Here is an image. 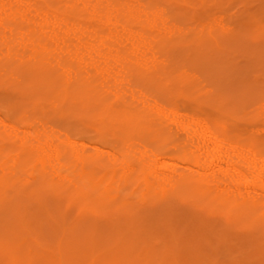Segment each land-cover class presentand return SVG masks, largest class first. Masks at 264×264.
<instances>
[{
	"label": "bare ground",
	"instance_id": "bare-ground-1",
	"mask_svg": "<svg viewBox=\"0 0 264 264\" xmlns=\"http://www.w3.org/2000/svg\"><path fill=\"white\" fill-rule=\"evenodd\" d=\"M164 6L0 0V86L22 91L0 95V264H264V146L166 97L165 80L178 91L195 75L182 50L209 35L166 31L185 14ZM241 37L264 65V31ZM215 44L210 54L222 50ZM198 54L205 72L208 55ZM219 61L231 84L246 85L232 97H245L243 72ZM31 100L57 115L37 114ZM92 110L127 136L76 123Z\"/></svg>",
	"mask_w": 264,
	"mask_h": 264
},
{
	"label": "rangeland",
	"instance_id": "rangeland-1",
	"mask_svg": "<svg viewBox=\"0 0 264 264\" xmlns=\"http://www.w3.org/2000/svg\"><path fill=\"white\" fill-rule=\"evenodd\" d=\"M151 2L153 5H156L157 7H159V5L161 6V3L164 4L165 8L163 9V7H160L161 10L162 9L165 10L166 8L169 10L171 8V6L169 7V5L171 4L172 8L174 9L175 12H178L180 10L181 13L178 12V14H185V15L179 16V17L182 16V18H181L182 20L179 19L180 23L178 24V22H179V20L177 19L178 16L175 17L176 14L174 13L175 16L172 15V17L173 18L175 17V22L173 24V21H174L173 18H172V23H171V20H169L170 23L167 22L169 24L166 25V26H168L166 29L169 28V30L165 29L166 31H170L173 29L172 30V31H174L173 34L177 33V36L181 34L180 35L181 38H184V37H182V34H184V32H187V30H189V29H190L189 32H191L192 28H193V31L199 30L198 33H197V31L194 32L196 35H199L200 33H202L203 30L205 31V33L207 32V34L209 35V36L203 35L204 38L209 37L207 41L202 37H201L202 38L201 41H199V39H194L195 37L193 39L189 40L187 49L186 50L183 49L182 50L183 52H181L182 57L187 58L190 61H192L193 63H195L192 65L193 70L196 69L195 75L193 74L194 71L190 72V70H189V73L190 74L192 73L193 78L190 77L188 75V73H187V75L189 76L188 78H190L191 81L194 79L195 86L196 85L198 86L197 90L200 91V87H201V91L198 93L196 90H194L195 87L194 88L192 87V89H191V86H194L193 82H191L188 78L185 79L184 78L185 76L182 77V75L185 74L182 71L190 69L189 67L188 68L186 67L185 69L183 68L179 74L180 78L182 77L180 80L181 84H178L179 87L176 86L177 85V81H176V84L174 86V87H177L178 91H176L175 89H172L173 84H174V82L172 84V81H174V79H172V81L169 78L167 80H165V82H164L165 86L166 87L168 86L167 87V94L164 91L166 94V97L169 100H171L172 102H175L176 104L178 103L179 105L185 106L188 109H192V110L195 109V110H199V111L202 110V112H206V114L210 115L211 117L213 116L212 119H215V120L217 119L218 122L221 121L223 126L225 127V129L228 130L231 134L233 133V135H236L240 138L242 137L241 139H244L247 141L254 142V140H255L258 142V144L260 142L261 146H264V144H262V143H264V65H262L260 63L255 65V63L253 62L255 60H253V58H252L253 56L250 57L249 52H247V50L242 49L244 46L245 47L248 46L245 43V42L248 43V41L246 39H244L243 37H241L243 35V33H253L254 32L255 34H257V33H260V31H264V0H208V1L207 0H186V1L185 0H151ZM203 3H204V5H203ZM210 6L214 7L213 8L214 11H213V9L211 11ZM219 7H221V9ZM222 7H223V9H222ZM173 9H172V11H173ZM218 9H219V11H218ZM209 10H210L211 14H210ZM231 10H232V12H231ZM235 12H236V14H235ZM170 13H171V11H170ZM186 13H187V17H186ZM223 13L224 14L226 13L225 14L227 17L226 22L228 24L225 22L226 18L224 19L225 15ZM233 13L235 16L232 15ZM227 15H229L230 17ZM184 17L186 20H188L187 23L184 22V21H186L184 19ZM214 19H216V20H214ZM191 22H192V24H191ZM200 22H201V24H200ZM208 22H209V24H208ZM236 23H237V25H236ZM182 24H184V25H182ZM174 25L176 26V28ZM178 25H180V26H178ZM220 25L222 26V29H220V27H219ZM173 26L175 29L173 28ZM228 26H229V28L225 29ZM160 27H162V26H160ZM170 27H172V29H170ZM177 27H179L178 30L181 28V29H184L185 31H182V30L178 31ZM198 27H200V28H198ZM234 27L237 29H235ZM161 31H163V30H161ZM166 31L162 32V33H164L163 35L165 37L166 36L170 37V34H172V32L171 33L168 32L169 33L168 34ZM221 31H224V34L221 33ZM220 33H221V35H220ZM173 34H172V39L176 38V40H181V39H179L180 38L179 36H178L179 38L177 36H174L175 38H173ZM213 34H214V36H213ZM186 35H184V36H186ZM190 35H191V33H189V37L187 35L188 39L190 38ZM215 37H217V39ZM196 38H197V36H196ZM184 39H186V37ZM169 40H171V37ZM243 40H244L245 45L242 42ZM172 41H175V40H172ZM227 41L228 42L232 41V43L233 44L235 43V45L237 44L235 47H237L239 51L235 47H231V48H229V50L226 49V47L230 46L229 43H228V46L224 45L225 46V48H224L223 43H225ZM220 42L222 43V45L219 44ZM241 42L243 45L242 44L240 45ZM199 43L201 45H195V44H199ZM215 43H217L220 46V48H222V50L220 49L219 53H217L218 51H216L215 54L214 53L210 54V53H212V51H214L211 49L212 48L215 49V47H216V46H214V45H216ZM238 43H239V47H238ZM240 46H242V47H240ZM225 50H227V52ZM209 51H211V52L209 53ZM221 51H222L223 55H222ZM198 52L208 55L207 58L205 57V55L202 56L203 60L205 59V60L209 61L208 62L209 64H207V67L204 66V71L206 73L203 72V69H201V67L198 66L199 64L196 63L199 60L197 55H201V54H198ZM224 53H226V54L224 55ZM199 58L201 59L200 56H199ZM251 60H253V61H251ZM218 61L219 62L223 61L225 63H229V65H230V63L232 65L234 63L233 68H235V69L239 68L243 72V76H244L243 81L245 80L247 85L250 87V92H249L250 94L249 93H243L245 96V97H243L242 95L238 94L239 92H237V94H236L237 98L232 97L235 95L234 93L236 91H238L237 89H239V88L244 89V88H246V85L244 83L241 84L243 81L241 83H238L239 85L241 84L240 87L237 85L236 82H235L236 86L231 84L232 82L230 80L233 81V79L230 78L228 75L222 74V71H220V70L218 71L219 67H221L220 63L217 64ZM250 61H251V63H250ZM210 64H213V66H214L213 69L210 67ZM250 64H252V65L254 64V65L250 66ZM195 66H197V67H195ZM246 66H247V68L245 69ZM241 68L244 70H242ZM217 72H220L221 75L218 74ZM198 73H199V75L201 73V76H203L202 79L199 78ZM207 74H208V76H206ZM205 76H206V78H205ZM209 77L212 81H210V79L208 80ZM188 80H189V83H188ZM186 81H187V84H186ZM190 82L192 85L188 87V85H190ZM216 82H217V84H216ZM182 83H185L184 84L185 87L182 86ZM213 85H214V87H213ZM242 86H243V88H242ZM0 87H1L0 88V95L3 94V91H4V93H6L5 95L3 94V97L17 98L20 96L19 95L20 92H22V91H20V88H18L19 91L17 93L16 92L17 88L14 86L13 87H11V86L7 87V85H1ZM182 87H184V89H185V90L183 89L184 91H182ZM227 87L229 88V90L227 89ZM232 87H235V90L231 89ZM11 88H12V90L10 91ZM15 88H16V90L14 91L15 92L14 93L13 89H15ZM169 88L172 89V91H170ZM214 89H216V91ZM21 90H23V89H21ZM169 91H170V93H169ZM168 93H169V95H168ZM197 93L200 94L199 97H198ZM223 93L225 95V98H223V96H222ZM239 95H240V97H239ZM195 96H197L198 98ZM226 97H229V98H226ZM235 99H236V101H235ZM242 99H243V102H242ZM31 101H33V100H31ZM214 101L216 102V104ZM244 101H245V103H244ZM35 102H36V104H35ZM35 102L34 101L30 102V104H31L32 109L35 112H37V114H40L39 112H41L42 115L45 114V116L48 117L47 115L52 116V112H53L54 115H57L58 109L55 112H54V110H52V112H50V114H49L50 109H48L49 108L48 104H46L45 102L40 101V100L35 101ZM49 104H50V102H49ZM46 106L48 107L47 108L48 110L46 109ZM50 106L53 107L54 104L51 103ZM31 107H29V108L31 109ZM55 108H56V106H55ZM219 111H220V113H219ZM31 112H32V110H31ZM87 112L88 113L92 112L91 114H88V113L86 114V116L88 118L84 115V113H86V112L79 113L78 118L76 115V118H75L77 120L76 123H78V124L81 123V125H82L85 122L84 124L88 125V128L90 127V125L94 126V127H95V124H96V126L100 125L102 127V129H104V131H111V133L112 134L114 133V135L117 137H120L123 135L127 136L128 132L126 133V129L123 128V130L125 131V133H123L121 126H118V124H120V123L117 119H114V118L111 119L110 117L106 116L105 114L102 115L101 113H98V111H97V113H98L97 114L96 110L87 111ZM81 115H83V117L79 118V116H81ZM73 116L75 117V114ZM73 116H71L72 118H70L72 120V122L75 121V120H73L74 119ZM82 118H83V120H85L84 122L80 121V120H82ZM218 118H219V120H218ZM70 119L67 122L70 123L71 122ZM67 120H68V118H67ZM86 120H87V122H86ZM148 120H152V119L149 117ZM103 124H104V126H103ZM100 126H99V129H100ZM97 129H98V127H97ZM97 129H95V130H97ZM138 133L140 134V136H138L139 135ZM156 133H160V132H156ZM135 134L136 135L138 134L136 136L137 138L146 136V135H144L146 133L145 132L141 133V131H137ZM151 134L155 135V133H153V132L148 134L149 137H147V139H149V141H151L153 138L152 137L153 135L151 136ZM161 137H162V135L160 133V134H157V136H154V139L160 140ZM144 138H146V137H144ZM150 138H151V140H150ZM138 140H139V138H138ZM140 141H142V139H140ZM137 144H139V143H137Z\"/></svg>",
	"mask_w": 264,
	"mask_h": 264
}]
</instances>
